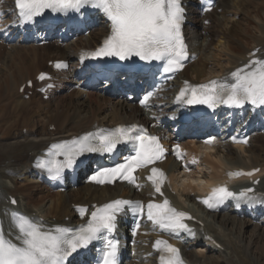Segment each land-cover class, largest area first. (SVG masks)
<instances>
[{"label":"bare ground","instance_id":"6f19581e","mask_svg":"<svg viewBox=\"0 0 264 264\" xmlns=\"http://www.w3.org/2000/svg\"><path fill=\"white\" fill-rule=\"evenodd\" d=\"M183 1L188 10L186 27L191 33L190 38L192 40L207 38L209 45H215L217 57L227 56L226 66L214 70L211 63L192 53L183 72L173 82H168L156 90L151 99L143 105L135 94V92L139 94L144 92L145 84L142 81L123 77L117 79V83L109 80L97 88L91 82V74L86 72V68L80 63L84 50L96 45L110 33L111 26L102 12L84 16L80 22L72 24L66 38L61 39L56 38L53 29L45 33H40L38 30L33 34V31L22 29L18 25L15 0H0V129L5 133L10 126L19 122L22 124L21 129H18L14 136L8 137L9 139L3 142L0 140V150L3 152L0 166L5 167L3 169L5 175H11L10 170L16 169L18 175L25 176L23 179L28 181L31 177L26 175L33 171L39 180L37 185H33L37 193L31 191L29 193L31 195L16 190L20 184L14 181L15 177H12L15 187L0 183V225L5 233H11L13 237L16 235L10 215L22 204L17 198L18 193L23 196L22 205L27 213L19 212L43 222L47 228L72 227L84 221L79 206L88 208L91 212L97 205L118 198L146 202L156 196L162 201L164 197L156 195L151 182L145 176L138 177L137 181V183H146L142 193L138 189L131 192L128 186L120 183L100 187L88 183L87 176L81 179L76 187L60 190L49 180L48 172L36 166L38 162L49 159V149L55 142L70 140L103 126L135 120L146 125L156 123L153 128L163 132L168 143H180L183 148L188 147L187 157L183 161L171 156L162 163V167L171 174L172 181L171 186L170 183L166 185L165 191L176 207L190 211L198 219V222L186 223L192 234L187 231L163 232L150 222L148 224L142 222L136 235L126 233V237H129L134 245L136 244V248L141 244L144 248L143 253L145 251L149 255L144 261L148 260V264H157L154 243L161 238H168L180 245L188 264H200L201 258L206 257L205 253L192 250L199 245L208 246L209 253L225 254L222 257L226 258L229 251L226 249V240L224 241L216 233L217 222L231 232L235 228L238 234L251 227L253 236L247 241L244 251L263 248L264 154L257 150L262 152L264 148V127L257 132L255 129L247 130L250 124L247 123L246 126L232 129V118L223 114L219 128L223 138L219 137L213 143H208L206 138L214 134L213 129L206 130L209 123L199 124L200 130L195 128L198 132L187 131L177 121L180 114L172 108V103L175 91L181 86L206 85L213 80L230 84L234 82L232 72L243 67L250 60L264 59V22L258 27L257 32L260 35L255 39L253 46L242 50L235 46L231 39V36L236 35V24L239 23L237 15L241 6L240 0L234 3L233 0H216L211 11H204L199 0ZM95 18L100 20L101 27L98 30L95 28ZM198 48L201 52L202 44H199ZM250 53H255V56H250ZM61 60L69 63L68 70L59 71L54 68L55 63ZM208 68L212 70L209 72L210 75L206 76ZM41 72L48 78L39 82L37 78ZM30 80L34 81V87H26L22 92L21 88ZM44 86L46 91H40ZM171 115V120L159 123L161 118ZM239 117L242 118L241 112ZM172 122L175 125L170 131L168 128L170 129ZM262 124L261 126H264ZM238 133L247 137L246 143H234L231 137ZM203 148L205 158L200 164L196 161H199L198 153ZM221 151L231 155V161H224L220 156ZM243 151L248 154L247 158L241 155ZM202 164L204 165L201 167ZM195 166H197L195 172H187L190 167L194 169ZM239 167L261 168L258 174L261 182L258 191L252 197L240 196L241 189L235 187L239 182L249 183L246 179L232 180L227 176L229 170ZM86 170L89 171L90 167ZM222 184L233 186V193L236 195L231 197L221 210L213 211L206 208L203 200L214 188ZM13 198H16L18 205L12 204ZM48 199H53L50 206L42 212L34 213V207H38ZM186 201L193 205H186ZM251 204L253 207L249 208ZM259 204L260 207L257 208ZM259 213L262 216H259ZM130 223H132L131 214L124 211L121 215V225L128 227ZM239 241L242 242L243 239ZM88 257L89 261H92L91 256ZM126 259L128 264H138L136 256H128ZM209 259L211 264H216L210 257Z\"/></svg>","mask_w":264,"mask_h":264},{"label":"snow or ice","instance_id":"6c2138e0","mask_svg":"<svg viewBox=\"0 0 264 264\" xmlns=\"http://www.w3.org/2000/svg\"><path fill=\"white\" fill-rule=\"evenodd\" d=\"M86 5L101 10L111 22V34L104 40L101 48L89 54L92 58L117 57L120 61H127L135 57L145 62L164 61L165 73L182 68L187 51L181 34L184 20L181 0H15V7L23 22H30L41 16L46 9L53 12L79 11ZM249 55L255 56V53ZM61 66L58 62L57 67ZM231 76L234 82L230 84L213 80L206 85L182 89L177 100L188 105H206L209 108L221 104L242 107L246 103L264 106V59L250 60L232 72ZM39 79H45V74H41ZM151 95L152 93H147L143 103L146 104ZM212 139L214 138H209L207 142L210 143ZM233 140L237 141V138L233 137ZM124 144L133 145L134 154L112 167L97 170L90 176V180L97 184L121 180L139 187L136 171L161 160L165 149L158 137L149 135L137 125L119 126L111 130L98 129L55 143L51 145L48 155L62 156L63 161H40L36 166L46 170L52 179H60L66 169H72L76 165L79 157L95 153L111 154ZM178 148L177 145L175 154L179 159L182 154ZM253 172L229 175L251 176ZM147 180L151 182L156 193L163 195V170L152 167ZM246 191L251 192L252 189ZM235 195L226 186H222L214 188L203 203L214 208ZM244 195V192L240 193V196ZM12 203L15 204V200ZM125 209L130 210L134 216L146 217L163 232L187 231L192 234L184 222L191 219L189 214L171 206L166 198L160 203L149 201L146 205L123 199L113 200L95 207L87 222L77 228H47L43 222L13 212L10 219L16 235L13 237L11 233H5L0 225V264H66L78 250L86 249L94 241L101 239L104 240L101 264H117L119 241L105 234L116 231L117 216ZM80 212L82 216L87 214L84 208ZM136 227H139L138 221ZM154 248L161 253V264H183L179 249L167 240H156Z\"/></svg>","mask_w":264,"mask_h":264},{"label":"rangeland","instance_id":"374dc122","mask_svg":"<svg viewBox=\"0 0 264 264\" xmlns=\"http://www.w3.org/2000/svg\"><path fill=\"white\" fill-rule=\"evenodd\" d=\"M234 2H239V0H233V3ZM240 2H241V6L239 9V14L237 15V19L239 20V23L236 24V35L233 37L231 36V39H232L235 46H237L239 49L243 50L245 47H252L253 46L252 44H254L255 39L258 37V35H260V33L257 32V30H258L260 23L264 22V0H240ZM100 27L101 26H100L99 22H95L96 30H98ZM20 35H22V33H20ZM55 35H56V38H57V36L58 37L62 36V31L58 32V33L56 32ZM192 43H193L192 53L197 57L201 56L200 58L204 59V61L211 63L214 70H218V68L221 66H226L225 62H226L227 56L225 55L222 58L217 57L215 54V51H216L215 45H209V41L207 40V38H205V40L204 39L193 40ZM199 44L200 45L202 44V51L201 52L198 48ZM194 47H195V49H194ZM229 56H231V54H229ZM223 59H225V60H223ZM208 69L209 70L207 71L206 76H209L210 75L209 72H211V70H212V68H208ZM102 84L103 83H99L97 85V88H99ZM147 112H148V110H147ZM40 124L41 125L43 124L42 121L40 122ZM21 127H22V124H20V122H19L13 126H10V128L8 129L9 132L7 131L5 133H2V129H0V140H1V142L5 141L6 139H9L12 136H14L15 132L19 131L21 129ZM43 127L45 128L46 125H44ZM173 129H174L173 125H170V129L168 128V130H170V131H172ZM190 146L193 147L192 145H190ZM204 150L205 149L203 148V150L198 153L199 161H196V162H199L200 164L203 162V158H205ZM257 151L260 152L261 154H264V148H263L262 152L259 149ZM214 152L216 153L217 149L214 150ZM18 153H20V151ZM184 153H185V155H187V153H188L187 148L185 149ZM241 155H243V157H245V158L248 157V154L244 151L241 152ZM220 156L226 162L231 161V155L227 154L225 151H221ZM2 160H3V152L0 150V162H2ZM203 165L204 164H202L201 167ZM3 169H5V167L0 166V183L2 185H6L9 187H15V185H13V183H12V181H13L12 177H15L14 181H17L20 184L19 187H16L17 189L15 188L17 191L23 192L24 194L25 193L29 194L31 191H33L34 193H37V190H35L36 187H33V185H37L38 181H39L37 178V174L35 172H33V171L28 172V174L26 176L27 177L29 176L31 178L27 181L26 179H23L25 176H19L18 175V171L16 169L10 170L13 173V174L11 173L12 176L8 175V174L5 175L6 173L3 174V171H4ZM196 169H197V166H195L194 169H193V167H190V169H188L187 172L188 173H191L192 171L195 172ZM207 171H209V170H207ZM204 172H206V171H204ZM145 186H146V183H141V186H139V187L136 186V188L128 185V190L132 192L133 190L138 189L139 192L142 193L144 191ZM70 192H71V190H70ZM29 195H31V194H29ZM17 198L19 199V201L21 200L20 202L22 204H24V199H23V196L21 194L18 193ZM51 202H53V199H48L44 203L38 205V207H34V211H35L34 213H38L40 211L42 212V211L46 210L50 206ZM22 204L20 206L21 208L19 207L20 209L19 208H17V209H19V211H22L23 213H27L25 208H24V205H22ZM185 204L190 205V206L193 205V203L188 202V201H186ZM200 212L202 214L201 210H200ZM259 216H262L261 213ZM217 224H218V226L216 225V227H215L216 233L224 241L226 240V249H227V251H229V254L225 258V257H222L225 254L222 255V253H219V252H213V253L210 252L209 253L208 252L209 249L207 248L208 246L205 247L203 245L202 246L199 245L192 250H194L197 253L198 252L205 253L206 257L201 258L200 264H208V263L211 264V260L209 259V257L212 260H214L216 262V264H264V249H263L264 246L262 249H250L251 251L250 250L244 251V248L246 247V243H248L247 241H250L251 240L250 238H252V236H253V231H252L251 227L248 229H244L243 233L238 234L239 232L235 228L231 232L228 228H225V226H223L221 223L217 222ZM229 228H231V227H229ZM233 235H234V237H233ZM240 239H243V241L242 242L239 241ZM243 245H244V247H243ZM143 249L144 248L141 244H139L138 248L135 247L133 249V251H134L133 256H136V262L138 264H148V262H147L148 260H145L146 261V263H145L144 259H148L149 255H147V253L145 251L143 253ZM222 249L224 250L225 247ZM140 251H142V252H140ZM211 255H213V256H211ZM245 255H247V257ZM207 257H208V260H207ZM244 258L246 259L245 261H244Z\"/></svg>","mask_w":264,"mask_h":264}]
</instances>
